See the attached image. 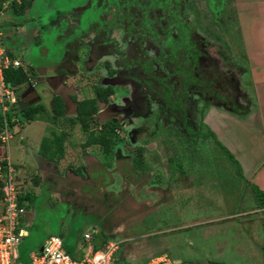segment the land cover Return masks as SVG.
Listing matches in <instances>:
<instances>
[{"label": "rangeland", "instance_id": "374dc122", "mask_svg": "<svg viewBox=\"0 0 264 264\" xmlns=\"http://www.w3.org/2000/svg\"><path fill=\"white\" fill-rule=\"evenodd\" d=\"M28 1L31 2V0L25 1L23 10L27 9L25 13L29 10L30 14H24V22L21 26L29 24L28 28H31L34 25L38 30L33 29L32 33L31 30L28 31L32 35L26 34L17 43L12 39L10 43L5 41L7 38H12V32L2 31L0 41L23 67L28 65L34 70L43 63L54 65L55 68L48 70L55 71L63 62L62 68L65 69L63 74L73 73L67 89H62L64 91L62 94L69 103L67 114L74 110V102L71 98L74 97L72 90L75 86L81 89L80 94L75 97H87L89 93L92 95L93 86L104 85L107 81L106 79L103 82L102 79L107 76L105 71L101 70L103 63L107 62V59L114 58L118 65L121 64L120 68L127 76L125 81L118 79L122 82H120L121 88L116 87V91L120 89L121 95L118 91L114 92L107 97L106 102L123 105L122 99L125 97L129 100L126 102L128 108L136 105V100L129 98L130 92L133 86H138L137 80L140 74L147 78L146 74L141 73L139 57L144 61L152 56L157 42L150 40V36L143 38L148 32V28L145 29L141 22L144 16L157 27L159 23H171L173 17L169 11H175L174 22L179 19L180 22L185 23L191 29L192 42L207 43L208 49L205 50L208 52L209 49L214 52V46L219 49V46L215 45L216 41L223 46L230 41L232 23L225 16L229 8L228 0L216 1L219 5L220 17L216 14L218 10H215V0L214 2L172 0V5L162 3L161 7L156 5L157 0H141L139 4L130 2L125 4L122 0L107 4V0H91V3L94 2L104 8L99 14L100 23L90 27L94 22L92 19L95 18L96 9L84 7L81 12L74 11L65 17L68 19L67 28H63L61 24L48 22L59 20L58 15L61 13L57 11H67L72 5L69 0L65 1L67 5L62 4L60 0H35L34 5L27 6ZM143 4L146 7L150 6L146 14L142 9ZM3 6L7 9V2ZM38 10L40 14L42 13L41 20H37ZM78 15L81 22L73 28ZM20 20L21 17L13 16L11 8L5 12L0 10V24L6 25V29L7 27L13 29L14 24ZM83 20L85 21L82 22ZM70 34L76 38H70L75 41L68 44L69 49L65 47L64 38ZM137 37L140 40L139 45L136 42ZM200 37L201 39H198ZM105 42L108 45H100ZM16 44L20 46H11ZM21 44H27L25 46L27 51L21 49ZM82 44H88V49L86 46L82 47ZM226 48L230 52L229 47ZM106 50L109 53H105ZM100 51L103 53L97 58L95 55ZM87 52L89 59L86 58L82 64H79L80 62L78 63V59L75 58L80 60ZM138 52H141L142 56H139ZM221 58L227 64L232 60L231 56L230 61L226 60L225 55ZM221 66L224 72H228V68L231 69L230 66L227 68ZM40 72L44 71L41 69ZM225 75L230 77L229 73ZM191 79L194 81L193 78ZM58 81L50 80V83L56 85ZM24 85L20 84L13 89L15 98L19 96ZM41 85L42 83L35 84L39 99L29 105L30 107L45 106V111L44 108L37 111L32 120L26 122L22 119L20 111L16 109L18 115L12 116L15 124L11 128L6 125L9 135L6 140L7 146L2 145L3 156L7 155L5 153L7 149L9 163L15 170L14 174H17L14 178L20 194L28 192L32 195V199L23 201L21 221L27 235L19 245L20 249L23 248L25 252L32 247H38L48 235H56L62 240L63 249L71 256H75L77 245L80 248L77 255L88 247L83 240V232L92 231L96 242L100 241L101 233L108 238L112 236V239L121 240L116 256L125 260L126 264H148L159 255H164L171 264L182 261L264 264V248H254L253 241L246 231L247 222L251 221L250 217H252V214L248 215L246 212L247 205H251L252 202L249 198L251 187L243 191L249 185H246L241 176L235 173L232 164L234 161L231 157H228L225 150L208 134L209 126L204 122V113L202 114L203 108L210 103L208 97L200 98L195 93L184 95L186 103L191 102L196 109L201 108V110L193 112L188 109L189 113L185 112V115L179 118L183 124L179 120H167L166 108L164 113L157 114L155 112L157 104L151 102L150 98L152 96L154 99L153 94L140 98L137 101V111L144 108L145 105L140 102L143 100L144 103L147 98L151 110L149 116L141 118L138 115L133 119L129 117L131 116L129 109L126 114L129 117V122L126 124L128 128L131 130L139 125L140 133H132L126 140L113 130L111 137L124 139V142H117L120 147L111 151L112 158L106 159L98 144L87 149L89 151L86 153L81 147L75 151L74 145L77 140H84L86 132L80 129L79 122L76 125L71 124L52 113L47 102L50 97L47 93L48 88ZM52 92L54 93V90ZM65 94L71 95L66 97ZM98 106L102 107L103 104L99 103ZM112 109L113 106H110L105 110L108 112L106 117L110 116ZM178 113H175V116ZM102 118L101 115L96 117L99 121H102ZM56 120L57 122L60 120L59 126H53L57 124ZM90 124L91 128L93 122L91 121ZM170 125L176 126L172 128ZM97 126L98 124L90 131L98 134L107 129V125H101V129ZM58 128H61V132L64 129L66 135L74 139L70 142L72 146L66 145L65 154L63 153L58 167L71 162L74 169L64 171L63 166L62 169L54 167L49 170L44 167L46 164L42 163L44 166L39 170L38 166L41 167V162L39 165L35 164L36 160L33 156L39 146L41 150L52 154L60 153L58 140L49 137V134L58 131ZM126 129L123 127L122 130L127 131ZM135 146L142 148L140 160L147 167L145 170L136 169L131 165ZM116 152H119V155H114ZM86 154H89L91 159H88ZM174 160L179 162L178 168L174 167ZM78 164L83 165V168L76 169ZM219 166H222L223 170ZM60 170L62 171L58 172ZM75 171H80L81 174ZM43 179L50 183L43 184ZM188 187L189 192H187ZM260 218L264 224V213Z\"/></svg>", "mask_w": 264, "mask_h": 264}, {"label": "crops", "instance_id": "0c3cea01", "mask_svg": "<svg viewBox=\"0 0 264 264\" xmlns=\"http://www.w3.org/2000/svg\"><path fill=\"white\" fill-rule=\"evenodd\" d=\"M34 2L35 0L32 1V5H34ZM4 3H2V5ZM230 5L232 24L230 27V41L227 42L230 48V52H228L230 53L232 60L229 64L223 62V60L222 62L220 61V63L224 67L230 66L231 69H228L231 72H229V70L228 72H224V70L221 72L222 78L220 79V85L222 99L207 104V107L203 108L202 114L204 113V122L209 126L208 129L212 133L211 137H213L215 142L230 155L231 159L234 161L232 164L235 167V173H237L238 176H241L246 182V185H249V187L246 186L243 191L247 190V188H252H250L251 191L249 190L251 192L249 198L252 202L251 205H247L246 209L247 214H252V217H250L251 221L247 222L246 231L253 241L254 248L261 249L262 247L264 248V224L260 220L261 215L264 213V0H231ZM28 13L30 14L29 10L26 14ZM36 13L40 16L42 14H40L39 10ZM28 25L29 24L16 26L13 29L10 27H7L8 29H6V25H4L1 33L2 31H6L7 33H9V31L12 32V38H7L5 41L10 43V39H12L17 43L20 42L19 39H23L26 34L32 35L31 33L33 29H37V27L34 28V25H32L31 28H28ZM30 30L31 33L28 32ZM227 32H229L228 29ZM11 46L20 45L16 44ZM25 46H27V44H23L21 49L27 51V47ZM62 65L63 62L61 63L60 68L58 66L55 71H50L48 69L55 68L54 65L42 63L39 67L34 69V71L38 76L48 78L49 82L50 80L58 81L60 78L56 85L52 84V87L47 89V93L50 97L53 95H58L60 97L64 108V115L61 117L67 122L76 125V121L71 122V119L75 117L76 114L74 101L91 99L93 97V92L92 95L89 93L87 97H75V95L80 94L79 91H81L78 86H75L74 90H72L74 97L71 98L74 102V110L67 114V106L69 103L64 98V91H62V89H67V84L71 81L73 73L70 72L69 74L66 73V75L63 74L65 69L62 68ZM220 68L223 69L222 66ZM41 69L44 72H40ZM225 73L230 74L229 79L232 78V81H227L228 76H226ZM37 83L41 82L39 81ZM43 86L44 85H41V87ZM53 90L54 93L52 92ZM231 91L234 93L232 97L229 98L228 94L231 93ZM71 94L65 95L66 97H70ZM31 97L34 98L33 95ZM50 97L48 98L49 100H47V102H49V107H51ZM226 99L230 101L229 104L228 101H225ZM99 103L103 104V106L99 107ZM104 104L105 103L103 102H97L98 109L102 110ZM43 108L45 111V106ZM91 116L94 117L95 113ZM31 120L25 121L28 122ZM56 123L57 124L53 126H59V124H61L60 120L58 122L56 120ZM14 124L15 122L12 126ZM12 126H10V128ZM94 128L95 126L93 125L89 130ZM66 134L67 133L64 132V129H62L61 132V128H58V131L56 130V132H51L49 134V137L52 139L61 136V138L58 137L61 144L60 153L56 152L55 154H52L46 150H41L40 146H37L38 150L33 156L36 160L35 164L38 163L39 165V162H41V167L38 166L39 170L44 166L42 163H45L46 165L44 167H47V169L49 168V170L54 167L59 168V162L65 154L64 150L66 145L70 144V146H72L70 142L74 141L71 136L69 137ZM86 139L87 133L84 140H77V143L74 145L76 146V148L74 147L75 151L78 150V147H81L84 150L83 152L86 153L89 151L87 149H90L94 144L97 145V143L88 144ZM116 148H119V144ZM5 153L7 154L8 161H10L7 149ZM114 155H119V152H116ZM86 157L91 159L89 154H86ZM63 166L59 169L63 168L64 171L74 169L73 163L71 162H67ZM36 167L37 165L35 168ZM81 167L83 168V165H76V169H82ZM219 167L221 169L223 168L222 166ZM61 171L62 170L58 172ZM75 172L81 174L80 171ZM49 173L50 171L48 174ZM54 173L57 174L55 171ZM41 174H43V172H41ZM13 175L14 177L17 176V174L14 173ZM48 183H50V181H45L43 179V184L48 185ZM242 184L245 185L243 182ZM189 191L190 188L188 187L187 192ZM261 233H263L262 236ZM75 251V255H77L80 251L78 245L76 246ZM253 253L255 254V251Z\"/></svg>", "mask_w": 264, "mask_h": 264}, {"label": "flooded vegetation", "instance_id": "af4514ba", "mask_svg": "<svg viewBox=\"0 0 264 264\" xmlns=\"http://www.w3.org/2000/svg\"><path fill=\"white\" fill-rule=\"evenodd\" d=\"M32 1L33 0H31V2L29 1L30 5H32ZM65 1L67 0H62L63 2L62 4H66ZM69 1L72 4L69 6V9L67 11H62V12H60L61 10L57 11L58 13H61L60 15H58L59 20L50 21L48 22L49 24H53V23L57 25L61 24L62 27L65 28L66 26H68V19H65V17H68L70 14H72V12L74 11H76V13L79 11L81 12V10L84 7H90L94 9L93 5L98 6L94 2L91 3L92 2L91 0H88V1L87 0H69ZM157 1L158 2L156 3V5H159L158 7H161L162 3H167V4L172 5L171 3L172 0H157ZM212 1L214 2V0ZM216 1L217 0H215L214 6H216L215 10L217 11L219 9L218 7L219 5L216 4ZM228 2H229V8L227 9L225 16L227 20H231L230 19L231 0H228ZM174 12L175 11H169V13L171 14V17H173V20L171 21V23H166V24L159 23V25L157 24L158 26L155 27L154 23L152 24L150 21L148 29L147 27L145 28V26L143 25L144 28L148 30V32L145 33L143 38L146 39L147 37L150 36L149 38L150 40H153V41L156 40L157 42H155V48H154L155 52H153L154 54H152V56H150L149 58H146L144 61H142V58L140 59L139 57V66L141 68V73L146 74L147 78L140 74V77L137 80L138 86H133V89L130 92L129 98H134L136 100V105L133 106V108H128L127 106L129 105L126 104V102H128L129 100H127V98L125 97L122 99L125 105L116 104L113 102H111V104L108 102L106 103L103 102L105 103L104 104L105 107L102 108V110H99L97 107L96 112H94L95 116L94 117L92 116L93 125L96 126V124H98L97 126L98 129H101V125L105 126L108 120H111L112 123L117 124V127H115L114 130L119 133V136L126 138V140H128L131 137L132 133L133 134L140 133L141 129L139 130V128L141 127H139V125H136L134 129L130 130V128H128L126 124L129 122V117L136 119L138 115H140L141 118H147L149 116V112H151V110L149 109V102L147 101L148 100L147 98H145L144 103H143V100H141L140 102L145 105L144 108L140 109V111H137L138 110L137 101H139L140 98L145 97V95L151 96L153 94L155 96L154 99L152 96L150 98H151V102L157 104V108H156L157 111H155L157 114L161 112L164 113L165 111L164 108H166L167 116H168L167 120H175V121H178L179 118L183 117L185 115L184 113L188 112L187 111L188 109L192 110L193 112L194 111L197 112V110H201V108L196 109L193 103L190 102L189 104V103H186V101H184V95L186 93H195V95H198L200 98L208 97L210 100V103L215 102L216 100L222 99L220 79L222 78L221 72H223V69L220 68L221 67L220 61L222 62L221 57H223V55H225L226 59L230 61V58H229L230 53L228 52L229 50H227L226 48V46L229 47L228 42H226V46L225 45L223 46L222 43H219L220 44L219 45L218 41H216V43L215 42L214 43L215 45L217 44L219 46V49L215 48L214 46L213 48H214L215 53L212 51V49H209L210 52H208V50H205V49H208V46L206 47L207 43L206 44H195L192 42V32L190 33L191 29L187 27L185 23L180 22L179 19L175 21L177 23L174 22L175 20ZM94 14H96V10H94ZM216 14L218 17H220L219 10ZM38 17H39L38 20H41L40 19L41 16L38 15ZM78 17L79 15L76 16L75 18L76 25L72 26L73 28H76L79 22H81ZM167 17L168 16H166V18ZM92 20L94 22L92 23L90 27H92L94 24L100 23L99 14L98 15L96 14L95 18H93ZM84 21L85 20H83L82 22ZM87 21H90V20H87ZM219 21H221V18L219 19ZM14 25L15 27L21 26L18 24H14ZM10 26L12 25L10 24ZM70 38H76V37H73L70 34V35H67L66 38H64L65 47L69 49L70 47L68 46V44L72 43V41H75V39L70 40ZM198 39H201V37ZM136 42L138 45L140 44V40H138V37L136 38ZM150 44L152 46L151 42ZM100 45L106 46L108 45V43L105 42V44H100ZM83 46H86L88 49V44L87 45L82 44V47ZM138 48L140 47L138 46ZM104 49H107V48L104 47ZM107 50L106 52L105 51L104 52L109 53L107 52ZM102 51H100L98 55L96 53L95 56H97L98 58V56L101 53H103ZM226 51H227V54H226ZM138 54L139 56H142L141 52H138ZM112 55H115V54H112ZM86 58L89 59L88 52L85 53V55L82 56L80 60L77 57L75 59H78V63L80 62L79 64H82L86 60ZM114 62L116 65H114ZM122 66L124 65L122 64ZM120 67H121V64L118 65L116 63L115 58L113 60L107 59V62L105 61L103 63L101 70L105 71V74L107 76L103 77L102 79H103V82L106 79L107 81L104 85L101 84V85L93 86V96L95 95V88H98V87L103 88V89L108 88V87L110 88V93L107 94V97L111 96L114 92L117 93V91L120 94L121 92L120 89L116 91V87L120 86L121 88L120 82L122 81H119L118 79L120 78V79L126 80V76H127L125 72L123 73V70ZM191 78H193L194 81H192ZM229 78L230 77H228L227 81H232V78L231 79ZM39 81L42 83V85L44 84V86H46L47 88L52 87V84L50 85L48 78H40V80H36L32 76V78H29L28 82L25 83L24 87L21 88L20 93L24 90V88H26L28 84H33L34 89L36 90L35 84H39L37 83ZM159 91H161V93H159ZM233 93L234 92L232 91L229 94L227 92V94L229 95V98L232 97ZM19 98L20 96H18V100ZM29 98H32V97L29 96ZM163 98L165 99V101H163L164 100ZM225 101H228V100L226 99ZM229 103L230 101H228V104ZM110 106H113L112 112L110 113V116L106 117L105 115L108 112H105V110H107ZM127 109L131 111L130 112L131 116L129 117L126 115ZM178 111L181 113L179 114ZM175 113H178V114L175 116ZM100 115L103 116L102 121H99L96 119V117ZM179 122L183 124L181 120H179ZM175 126L176 125H173L171 127L173 128ZM123 127H126L127 131H123L122 130ZM167 127H169V124ZM119 130H121L122 132L121 131L119 132ZM123 142H124V139L122 140L121 143ZM117 146L118 144L115 145V148ZM177 162L176 160H174L173 162L175 164L174 167L176 168H178L180 165L179 162L178 163Z\"/></svg>", "mask_w": 264, "mask_h": 264}, {"label": "built area", "instance_id": "2783aa9c", "mask_svg": "<svg viewBox=\"0 0 264 264\" xmlns=\"http://www.w3.org/2000/svg\"><path fill=\"white\" fill-rule=\"evenodd\" d=\"M20 65L18 59L10 57L5 52L0 41V112L2 114L16 102L13 89L4 83L2 70L9 66ZM8 136L4 121L0 129V161L4 162L3 167L0 165L3 169V173L0 172L2 182L0 188V264H126L125 260L116 256L121 240L110 237L103 243L96 242L92 231L83 232L82 237L88 247L83 252L81 250L79 255L71 256L63 249L60 237L48 235L41 245L28 251L24 260L19 258L18 245L27 231L23 224L20 225L23 207L17 202L20 192L14 179V169L7 156H3L2 145L6 146ZM148 264H171V262L164 255H159Z\"/></svg>", "mask_w": 264, "mask_h": 264}, {"label": "trees", "instance_id": "16d2710c", "mask_svg": "<svg viewBox=\"0 0 264 264\" xmlns=\"http://www.w3.org/2000/svg\"><path fill=\"white\" fill-rule=\"evenodd\" d=\"M8 2V0H0V10L2 9L3 12L7 11V9L10 10L11 8V12L13 14V16H17V17H21L22 20H20V22L17 21L18 25H22L23 24V16H25L24 14L25 11L23 10L24 8V4L25 1L27 0H21L19 3L16 0H10L7 3V9L5 7H2V3L4 2ZM62 1V0H60ZM125 1V4H127L128 2L130 3H137L139 4L141 0H122V3ZM116 3V0H107V4L110 3ZM94 9L96 8V14H100L102 9H104L102 6H94ZM150 6H142L143 12L144 14H146L149 10ZM149 19H147L146 16H144L143 18H141V22L142 24L145 26V28H149V24H150ZM4 23V22H2ZM0 24V28L2 30L3 25ZM1 32V31H0ZM2 34V33H1ZM2 37V35L0 36ZM8 46V45H6ZM4 47V46H3ZM5 49V47H4ZM5 52L10 56V57H14L12 54H10V52L8 51V49H5ZM24 63V62H23ZM33 68L29 67L28 65H25V67L21 66H17V67H12L9 66L5 69L2 70V75H3V80L4 83L11 87L12 89H14L15 87H18L20 84H25L26 82H28L29 78H32V76L30 75V72ZM110 93V88H95V95L91 98V99H86V100H80V101H74L75 102V117H73L71 119V122L76 121L79 122L80 124V129L84 132L87 133V143H97L100 145V147L102 148V151L104 153V156L106 157V159H110L112 157V150H114L115 144L118 142H121L122 140L119 138H112L111 137V132L114 130L115 127H117L116 123H112L111 120H108L107 122V129L105 130V132H100L98 134H94L92 131H90V123L92 121V114L97 110V102H106L107 99V94ZM16 102L12 105L9 106V108L2 114L0 112V129L3 127V123L5 121L6 125L9 127L12 126V124L14 123V119L12 118L13 114L14 115H18L16 109H18L21 113V117L22 119L25 120H31L33 118V115L41 110L43 107L42 106H38V105H33L32 107H30V105H26L25 107H23L22 109L18 108V97L16 96ZM74 100V99H73ZM50 103H51V111L52 113L57 117V116H63L64 113V108H63V104L62 101L60 99V97L58 95H53L50 99ZM208 134L210 136H212V133L210 132V130H208ZM59 138H61V136H58ZM58 137H54V139L58 140L57 144L59 146V148L61 147L60 144V139H58ZM117 140V141H115ZM117 145V144H116ZM141 150L142 148H140V146H135V155L132 156V160H131V165L132 167L138 169L140 168L141 170H145L147 169V167H145L144 164H142L140 157H141ZM226 152V150H225ZM227 153V152H226ZM228 154V153H227ZM228 157H230V155L228 154ZM0 165L3 167L4 162L0 161ZM2 167H0V172H3ZM2 182H1V178H0V188H1ZM0 199H1V190H0ZM32 199V195L28 192H24L18 195L17 198V202L19 206H23L24 204V200H30ZM22 224V221L20 222V225ZM27 235V234H26ZM25 235V236H26ZM23 236L21 238V241L19 243V245L21 244L23 238L25 237ZM108 237L104 234H100V243H103L106 241ZM18 245V255L20 259H25L26 254L28 253L29 250H31L32 248L26 250L25 252L23 251V248L20 249ZM27 252V253H26Z\"/></svg>", "mask_w": 264, "mask_h": 264}, {"label": "water", "instance_id": "95a60500", "mask_svg": "<svg viewBox=\"0 0 264 264\" xmlns=\"http://www.w3.org/2000/svg\"><path fill=\"white\" fill-rule=\"evenodd\" d=\"M29 1L27 2V5H29ZM30 75L33 76L36 80L42 78L36 74L34 70H31ZM34 96V98H29V96ZM18 108L22 109L25 105L32 104L36 100H38L39 95L37 94L36 90L34 89L33 84H28L26 88L20 93ZM112 237V236H110ZM176 264H222L218 262H211V261H182Z\"/></svg>", "mask_w": 264, "mask_h": 264}, {"label": "clouds", "instance_id": "9594fccd", "mask_svg": "<svg viewBox=\"0 0 264 264\" xmlns=\"http://www.w3.org/2000/svg\"><path fill=\"white\" fill-rule=\"evenodd\" d=\"M6 2H7V1H6ZM8 2H9V0H8ZM8 2H7V3H8ZM2 7H4V6L2 5ZM1 44H2V42H1ZM20 64H21V62H20ZM21 65H22V64H21ZM21 65H20V66H21ZM28 80H29V79H28ZM17 97H18V96H17ZM16 100H17V99H16Z\"/></svg>", "mask_w": 264, "mask_h": 264}]
</instances>
